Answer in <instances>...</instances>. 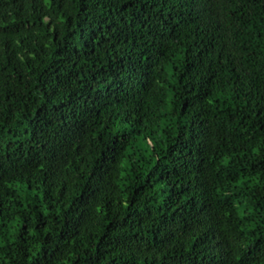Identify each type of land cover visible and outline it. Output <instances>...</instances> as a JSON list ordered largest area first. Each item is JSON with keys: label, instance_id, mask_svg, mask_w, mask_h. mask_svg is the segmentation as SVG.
I'll return each instance as SVG.
<instances>
[{"label": "trees", "instance_id": "trees-1", "mask_svg": "<svg viewBox=\"0 0 264 264\" xmlns=\"http://www.w3.org/2000/svg\"><path fill=\"white\" fill-rule=\"evenodd\" d=\"M0 264H264V0H0Z\"/></svg>", "mask_w": 264, "mask_h": 264}]
</instances>
